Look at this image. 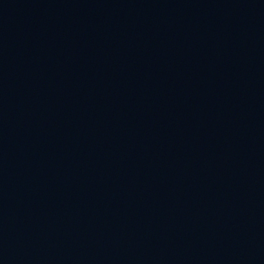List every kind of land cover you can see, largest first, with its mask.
<instances>
[{
	"label": "water",
	"instance_id": "1",
	"mask_svg": "<svg viewBox=\"0 0 264 264\" xmlns=\"http://www.w3.org/2000/svg\"><path fill=\"white\" fill-rule=\"evenodd\" d=\"M0 264H264V0H0Z\"/></svg>",
	"mask_w": 264,
	"mask_h": 264
}]
</instances>
